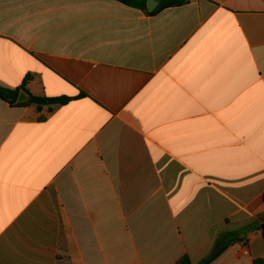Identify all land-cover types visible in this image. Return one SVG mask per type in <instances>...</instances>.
<instances>
[{"label": "crops", "instance_id": "obj_1", "mask_svg": "<svg viewBox=\"0 0 264 264\" xmlns=\"http://www.w3.org/2000/svg\"><path fill=\"white\" fill-rule=\"evenodd\" d=\"M0 86L70 98L0 99V264H264V0H0Z\"/></svg>", "mask_w": 264, "mask_h": 264}, {"label": "trees", "instance_id": "obj_2", "mask_svg": "<svg viewBox=\"0 0 264 264\" xmlns=\"http://www.w3.org/2000/svg\"><path fill=\"white\" fill-rule=\"evenodd\" d=\"M127 6L135 7V8H144L146 9V0H116ZM190 0H161L159 7L157 10L149 12V14H155L159 10L169 8V7H177L183 6L189 3ZM24 89V86L16 89H9L3 86H0V99L9 103L11 106L16 107H24L29 103H35L38 107H41L45 104L52 103H66L70 100L69 97H57V98H42L30 95V99L28 102H18V97L20 90ZM260 228L263 231L264 235V224H261ZM241 238L234 232L221 233L216 239V243L214 245L213 251L209 256L202 259L198 264H209L212 262L217 256H219L228 246L235 242H239ZM177 264H193L188 255L183 256L178 260Z\"/></svg>", "mask_w": 264, "mask_h": 264}, {"label": "water", "instance_id": "obj_3", "mask_svg": "<svg viewBox=\"0 0 264 264\" xmlns=\"http://www.w3.org/2000/svg\"><path fill=\"white\" fill-rule=\"evenodd\" d=\"M159 1L157 0H147V6L149 12H152L156 7L159 5ZM30 99L29 95L24 91L21 90L18 97V102H26Z\"/></svg>", "mask_w": 264, "mask_h": 264}]
</instances>
